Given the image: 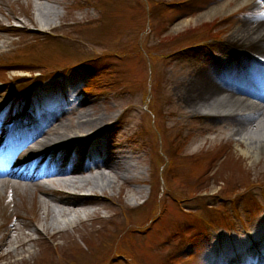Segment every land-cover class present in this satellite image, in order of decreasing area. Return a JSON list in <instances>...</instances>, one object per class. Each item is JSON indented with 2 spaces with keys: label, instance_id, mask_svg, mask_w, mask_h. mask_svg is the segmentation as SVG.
<instances>
[{
  "label": "rangeland",
  "instance_id": "obj_1",
  "mask_svg": "<svg viewBox=\"0 0 264 264\" xmlns=\"http://www.w3.org/2000/svg\"><path fill=\"white\" fill-rule=\"evenodd\" d=\"M36 1L44 0H0V98L13 100L6 113L16 115L28 101L40 120L53 114L73 123L80 111L105 113L91 131L114 124L113 138L137 163V182L115 176L102 189L112 203L93 206L84 222L60 217L50 228L51 214L40 208L35 224L43 234L23 226L38 205L36 193L8 185L0 191V223L18 212L21 232L38 240L0 264H221L232 261L233 248L252 252L248 234L252 247L264 248V153L244 155V144L227 134L191 142L189 128L161 125L173 92L165 81L202 63L238 18L251 17L252 3L264 8V0L238 7L234 0H56L51 24L37 20ZM222 1L229 11L206 14ZM186 143L199 154L187 165L180 157ZM57 231L63 233L52 236ZM19 235L11 233L7 249ZM153 245H160L156 254Z\"/></svg>",
  "mask_w": 264,
  "mask_h": 264
},
{
  "label": "bare ground",
  "instance_id": "obj_2",
  "mask_svg": "<svg viewBox=\"0 0 264 264\" xmlns=\"http://www.w3.org/2000/svg\"><path fill=\"white\" fill-rule=\"evenodd\" d=\"M234 1L238 7L249 0ZM51 2L56 0L35 2L38 21L51 24L57 16ZM228 2L222 1L217 7L209 8L206 14L229 11ZM251 9V17L238 18V25L224 35L223 45L213 47L214 50H210L209 54L205 53L201 59L202 63L186 68L181 77L172 76L165 81V89L173 85V92L168 93L170 105L165 112L166 121L164 125L161 122V125L168 130L175 125L180 132L189 128L187 137H190L191 142L195 139L198 142L197 140L208 133H213L215 138L227 134V137L230 136L244 144L239 148L241 153L258 158L264 153V93L259 91L263 88L261 81H264V66L261 64L264 63V8L261 7L260 1H255ZM230 17L233 15L228 18ZM22 26L26 31H31L25 25ZM201 49H204L203 45L198 46V50ZM240 68H245L248 73L255 75L253 84L256 88L245 87V84L238 86L247 82ZM4 98H0V109L7 110L1 106L5 102ZM24 106L25 110L16 111L18 117H21L17 131L20 130L23 140L14 141L13 147L11 143L4 145L3 142L0 145V151L6 149L8 152L2 159L9 169L7 174L0 173V191H4L9 185L23 192L36 193L34 199L38 205L23 226L41 233L35 224L40 208L45 217L51 214L46 218L50 228L58 226L61 220L66 223H71L74 219L84 222L93 215V206L112 203L113 196L102 189L108 186L115 176L124 183L136 184L137 163L134 165L131 162L133 155L126 153L118 139L113 138L114 124L97 133L91 131L107 119L105 113L80 111L73 116L75 119L72 123L70 117L63 119L53 114L51 119L40 120L28 105ZM183 118H186V121ZM205 121L214 124H206ZM220 122H226L227 126L222 127ZM196 127L198 128L195 129ZM194 150L196 149L189 148V143L185 144L180 156L185 165L191 164L199 155ZM7 175L13 179H4ZM129 190L133 192L132 198L133 194L137 198V185ZM69 213L73 214L67 217ZM100 217L96 215L95 218L102 219ZM22 218L24 219L23 215L14 212L8 221L0 223V257L12 255L28 243L38 240L31 233L21 232L16 221ZM13 231H18L20 237L17 245L9 250L6 247L11 242ZM62 233L57 231L52 236L56 237ZM45 235L44 233L40 237L45 238ZM87 238L84 234L83 239ZM135 243L133 240V247ZM157 247L160 245H153L150 249L156 254ZM75 249L80 250L77 247ZM231 262L225 261L223 264ZM258 262L261 263V258Z\"/></svg>",
  "mask_w": 264,
  "mask_h": 264
}]
</instances>
